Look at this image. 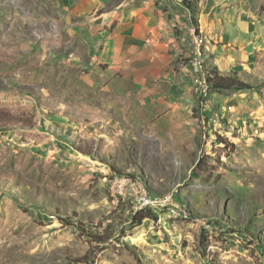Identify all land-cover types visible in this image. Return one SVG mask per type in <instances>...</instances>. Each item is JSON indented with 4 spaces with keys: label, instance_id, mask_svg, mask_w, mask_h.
Instances as JSON below:
<instances>
[{
    "label": "rangeland",
    "instance_id": "374dc122",
    "mask_svg": "<svg viewBox=\"0 0 264 264\" xmlns=\"http://www.w3.org/2000/svg\"><path fill=\"white\" fill-rule=\"evenodd\" d=\"M148 2L0 0V264H264V0H193L209 92L104 57ZM128 174L189 218L135 220Z\"/></svg>",
    "mask_w": 264,
    "mask_h": 264
},
{
    "label": "crops",
    "instance_id": "0c3cea01",
    "mask_svg": "<svg viewBox=\"0 0 264 264\" xmlns=\"http://www.w3.org/2000/svg\"><path fill=\"white\" fill-rule=\"evenodd\" d=\"M158 1L149 0L145 12L126 7L114 11L116 25L107 37L104 57L111 61L115 72L136 73L142 81L153 82L166 76L175 88L171 82H176L179 73L173 61L181 52L182 70L194 83L190 56L187 59L191 48L188 29L196 12L193 0L188 2L194 11L183 0ZM150 96L158 97L157 92Z\"/></svg>",
    "mask_w": 264,
    "mask_h": 264
},
{
    "label": "built area",
    "instance_id": "2783aa9c",
    "mask_svg": "<svg viewBox=\"0 0 264 264\" xmlns=\"http://www.w3.org/2000/svg\"><path fill=\"white\" fill-rule=\"evenodd\" d=\"M191 31L193 30L191 29ZM202 42L200 38H196L195 40L196 49L191 60L193 81L200 88L201 92H209L205 61L202 55ZM114 179H111V183L113 182L111 188L114 191L115 188H117L121 194L128 189L134 200L136 213L147 209L152 211V213H158L160 210L168 209L169 212L176 217L189 218V212L175 203L173 193L170 192L164 195L153 194L147 183L136 174L117 176V178Z\"/></svg>",
    "mask_w": 264,
    "mask_h": 264
},
{
    "label": "trees",
    "instance_id": "16d2710c",
    "mask_svg": "<svg viewBox=\"0 0 264 264\" xmlns=\"http://www.w3.org/2000/svg\"><path fill=\"white\" fill-rule=\"evenodd\" d=\"M187 4L194 11V8L192 7V4L190 2H187ZM232 83H234V82H232ZM232 83H227L225 87H227V88H235V89H244V88L250 87L248 84H245L242 81H240L239 84H237V85H233ZM148 217L153 218V217H156V216L151 211H143V212H140L138 215L134 216V219L137 220V221H143L145 218H148ZM88 235L92 236L99 243L106 242V239H108V238L104 237V234L91 233V234H88Z\"/></svg>",
    "mask_w": 264,
    "mask_h": 264
}]
</instances>
